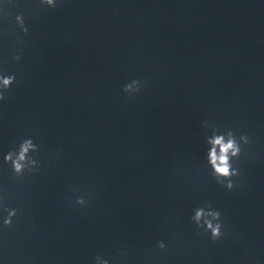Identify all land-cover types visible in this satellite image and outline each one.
Masks as SVG:
<instances>
[{
    "label": "water",
    "instance_id": "obj_1",
    "mask_svg": "<svg viewBox=\"0 0 264 264\" xmlns=\"http://www.w3.org/2000/svg\"><path fill=\"white\" fill-rule=\"evenodd\" d=\"M5 2L0 67L17 80L0 154L31 136L40 167L15 177L0 162L17 209L0 230L4 264H264V2ZM204 120L249 136L230 191L208 172ZM205 204L225 226L215 241L189 219Z\"/></svg>",
    "mask_w": 264,
    "mask_h": 264
},
{
    "label": "clouds",
    "instance_id": "obj_2",
    "mask_svg": "<svg viewBox=\"0 0 264 264\" xmlns=\"http://www.w3.org/2000/svg\"><path fill=\"white\" fill-rule=\"evenodd\" d=\"M60 2L61 0H38V5L40 7L55 8ZM261 2H264V0H261ZM7 7L5 0H0V16L6 14ZM14 19L16 22L15 27L22 33H27L28 27L25 25L23 15L18 13ZM22 46L23 40L17 38L13 44L14 49L18 48L13 56L16 61H20L22 58L20 54ZM16 80L15 72H9L6 68L0 67V102L7 99L8 91ZM141 87L142 81L133 77L124 83L122 91L131 96L138 93ZM201 124L204 129L211 130L210 134L205 136L207 147L204 159L211 166L208 172L217 184L230 191L235 186L233 178L239 177L241 174L237 161L242 150L249 143V136L244 132L237 134L232 128L222 129L209 120H204ZM38 152L39 145L34 142L31 136H25L8 151L0 154V162L10 165L12 174L15 177H20L26 172L34 173L38 171L40 167V161L37 158ZM6 200V193L0 189V230L10 226L17 214V209L8 207ZM75 204L85 206L87 201L84 196H76ZM189 219L213 241L218 240L225 234L221 212L210 204L195 207ZM157 246L159 249H164L166 244L163 240H159L157 241ZM0 264H4L3 259H0ZM91 264H112V262L109 258L96 254L92 257Z\"/></svg>",
    "mask_w": 264,
    "mask_h": 264
}]
</instances>
